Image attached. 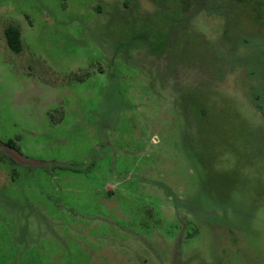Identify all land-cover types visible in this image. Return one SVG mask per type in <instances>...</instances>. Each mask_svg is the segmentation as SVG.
Returning a JSON list of instances; mask_svg holds the SVG:
<instances>
[{
	"label": "rangeland",
	"instance_id": "obj_1",
	"mask_svg": "<svg viewBox=\"0 0 264 264\" xmlns=\"http://www.w3.org/2000/svg\"><path fill=\"white\" fill-rule=\"evenodd\" d=\"M0 264H264V0H0Z\"/></svg>",
	"mask_w": 264,
	"mask_h": 264
},
{
	"label": "trees",
	"instance_id": "obj_2",
	"mask_svg": "<svg viewBox=\"0 0 264 264\" xmlns=\"http://www.w3.org/2000/svg\"><path fill=\"white\" fill-rule=\"evenodd\" d=\"M5 41L7 46L14 52L19 49L18 30L14 27L8 26L4 31Z\"/></svg>",
	"mask_w": 264,
	"mask_h": 264
}]
</instances>
